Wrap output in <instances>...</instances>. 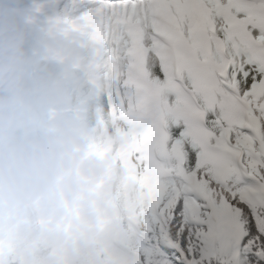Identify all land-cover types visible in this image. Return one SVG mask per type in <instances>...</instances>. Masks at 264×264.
Listing matches in <instances>:
<instances>
[{"label":"snow or ice","instance_id":"1","mask_svg":"<svg viewBox=\"0 0 264 264\" xmlns=\"http://www.w3.org/2000/svg\"><path fill=\"white\" fill-rule=\"evenodd\" d=\"M108 5L156 264H264V0Z\"/></svg>","mask_w":264,"mask_h":264},{"label":"clouds","instance_id":"2","mask_svg":"<svg viewBox=\"0 0 264 264\" xmlns=\"http://www.w3.org/2000/svg\"><path fill=\"white\" fill-rule=\"evenodd\" d=\"M22 3L0 0V264H105L142 234L147 190L133 177L148 155L118 93L111 6L75 15L70 0L37 22L46 6ZM101 95L114 102L86 103Z\"/></svg>","mask_w":264,"mask_h":264},{"label":"trees","instance_id":"3","mask_svg":"<svg viewBox=\"0 0 264 264\" xmlns=\"http://www.w3.org/2000/svg\"><path fill=\"white\" fill-rule=\"evenodd\" d=\"M111 0H76L77 9L75 10V15H79L81 12L86 11L88 8L97 7L92 6L95 4H99L98 6L108 4ZM34 3H39L45 5L46 7L43 9V15H39L36 17V21L42 20L44 15L50 14L53 9L59 11L64 8L65 5L70 3V0H23V3L19 6L20 9L25 7H30ZM35 45V37L29 39L26 47L31 50ZM121 71L126 70V61L122 60ZM118 93L123 97V95L130 90L123 86V83L117 86ZM77 98L80 96L77 94ZM110 102H114V97L111 96H99L94 100L87 101L86 103L95 108L97 106L107 107ZM143 226L142 234L138 241L131 242L127 246V250L120 254H114L108 251L103 253V259L105 264H156V256L154 252V245L149 244L145 239V226Z\"/></svg>","mask_w":264,"mask_h":264},{"label":"rangeland","instance_id":"4","mask_svg":"<svg viewBox=\"0 0 264 264\" xmlns=\"http://www.w3.org/2000/svg\"><path fill=\"white\" fill-rule=\"evenodd\" d=\"M109 2H111V1H109ZM99 4H95V5H92V6H98Z\"/></svg>","mask_w":264,"mask_h":264}]
</instances>
